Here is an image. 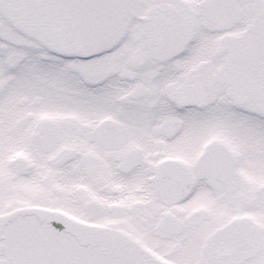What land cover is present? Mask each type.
Masks as SVG:
<instances>
[{"label": "flooded vegetation", "instance_id": "1", "mask_svg": "<svg viewBox=\"0 0 264 264\" xmlns=\"http://www.w3.org/2000/svg\"><path fill=\"white\" fill-rule=\"evenodd\" d=\"M138 1L125 45L101 62H73L86 78L77 85L76 76L54 75L55 61L35 63L31 45L0 33V212L62 207L132 233L175 264H264V181L246 170L250 163L264 174V126L239 117L232 132L245 150L244 174L234 176L233 160L219 153L213 184L199 167L205 147H240L220 129L193 150L177 79L181 71L197 74L207 86L223 77L226 46L238 37L241 45L258 43L251 75L264 88V0ZM236 15L231 28H219L220 18ZM253 100L245 108L264 112V93ZM169 159L195 181L189 199L162 201L153 186L150 172Z\"/></svg>", "mask_w": 264, "mask_h": 264}, {"label": "water", "instance_id": "2", "mask_svg": "<svg viewBox=\"0 0 264 264\" xmlns=\"http://www.w3.org/2000/svg\"><path fill=\"white\" fill-rule=\"evenodd\" d=\"M135 0H0V8L20 27L56 51L84 54L100 51L131 20ZM59 220L84 241L76 248L50 228ZM9 228L7 243H0V264L54 261L58 264H165L144 247L125 238L88 227L59 214L26 209L0 216ZM43 253V257L41 256Z\"/></svg>", "mask_w": 264, "mask_h": 264}, {"label": "snow or ice", "instance_id": "3", "mask_svg": "<svg viewBox=\"0 0 264 264\" xmlns=\"http://www.w3.org/2000/svg\"><path fill=\"white\" fill-rule=\"evenodd\" d=\"M11 47V43L5 41ZM27 51V50H24ZM44 55L35 63L53 60L59 68L54 75L63 77L72 75L77 72V69L72 66L73 62L79 61L84 64L91 63L105 56L111 55L116 49H104L98 52H92L88 55L66 54L56 51L55 49H43ZM32 56V53H28ZM181 82L185 84V99L186 103L180 106L183 121L182 131L186 132L192 141L193 150H198L203 141L213 132L223 129L229 132L233 131L239 123V117H248L252 120H259L261 126H264V112L256 113L251 108H245L242 104H233L232 101L238 99L234 86L231 81H226L222 76L210 77V82L207 86L202 85L199 75L192 74L188 76L183 71L177 76ZM227 95L230 99L224 104H220L219 100L222 96ZM264 103V102H261ZM237 108H243L237 112ZM219 159L217 149L210 148L208 152L201 158L199 167L207 168L209 164H214ZM153 186L158 190V195L163 201L165 193L170 186L171 179L174 176H182L187 179L190 173L186 170L179 169L176 166H165L160 169H153L150 172ZM50 228L54 230L58 238L69 239L70 242L81 251L84 249V241L72 235L68 225L59 220L49 222ZM168 226L167 221L161 225V229ZM10 226L6 222H0V243H7L10 235ZM43 253L41 256L43 257ZM33 264V262H29ZM35 264H58L54 261H36ZM97 264H103L100 256H97Z\"/></svg>", "mask_w": 264, "mask_h": 264}, {"label": "rangeland", "instance_id": "4", "mask_svg": "<svg viewBox=\"0 0 264 264\" xmlns=\"http://www.w3.org/2000/svg\"><path fill=\"white\" fill-rule=\"evenodd\" d=\"M222 137H225L226 141H229L231 143L236 144V146L240 147L239 149H241V151L243 153H245L244 147L242 145V140H241V138L239 137L238 134H236V133H234L232 131L231 132L228 131V133L220 134V138H222ZM249 164L250 163H246V170L249 172L251 177H253L256 182L264 181V174H262V175L254 174L256 171L251 170L250 167H249Z\"/></svg>", "mask_w": 264, "mask_h": 264}]
</instances>
